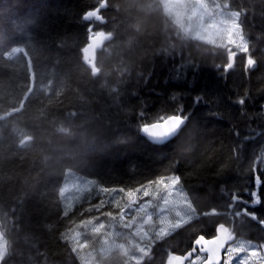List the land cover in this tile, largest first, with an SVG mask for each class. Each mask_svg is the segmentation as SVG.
I'll return each mask as SVG.
<instances>
[{
    "label": "trees",
    "instance_id": "1",
    "mask_svg": "<svg viewBox=\"0 0 264 264\" xmlns=\"http://www.w3.org/2000/svg\"><path fill=\"white\" fill-rule=\"evenodd\" d=\"M220 2L239 14L247 43L229 70L224 48L190 39L159 0H0V232L8 246L0 264H82L72 247L77 229L118 217L120 196L175 176L195 214L209 216L154 241L137 264L186 252L196 235L213 232L200 228L206 220L260 243L264 0ZM97 8L90 29L83 17ZM95 35L109 40L91 66L84 49ZM171 116L185 119L176 137L154 144L143 135ZM74 176L114 199L104 205L91 194L66 210L64 186ZM224 187L238 191L227 209L240 202L248 214L230 219L207 207Z\"/></svg>",
    "mask_w": 264,
    "mask_h": 264
},
{
    "label": "rangeland",
    "instance_id": "2",
    "mask_svg": "<svg viewBox=\"0 0 264 264\" xmlns=\"http://www.w3.org/2000/svg\"><path fill=\"white\" fill-rule=\"evenodd\" d=\"M159 1L164 12L189 35L190 39L222 47L228 55V48L247 54L246 39L239 32V14L229 10L224 4L221 5L220 0ZM247 64L253 66L250 58ZM261 164L264 168V152ZM250 170L245 172L247 181L249 177L251 178ZM248 185L246 183L240 185V189L243 190ZM262 186L264 187V184ZM70 192H73L71 196ZM221 192L232 195L238 191L227 193L224 187ZM64 193L67 196L64 200L66 210L91 194L99 197L98 202L103 204L104 202L108 204L114 199L113 194L104 193V189L93 180L76 176L64 186ZM118 200L122 203L118 217L104 216L103 219L92 220L72 234V247L82 264H103L104 262L107 264L117 255L125 257L122 264H137L149 254L154 241L163 239L179 226L198 217L176 176L137 191L127 192ZM208 206H219L222 209L228 207L227 204L219 202L208 204ZM101 207L99 206L98 210ZM249 217L254 219L252 215ZM206 222L213 224V221L206 220L199 225L200 228ZM245 224L249 226L248 223ZM188 239L189 236L182 245ZM194 240L195 238L192 241ZM263 246L264 243L237 238L227 247L226 260L223 264H264ZM6 252L8 255L6 240L0 233V261ZM197 262L199 264L198 260Z\"/></svg>",
    "mask_w": 264,
    "mask_h": 264
},
{
    "label": "water",
    "instance_id": "3",
    "mask_svg": "<svg viewBox=\"0 0 264 264\" xmlns=\"http://www.w3.org/2000/svg\"><path fill=\"white\" fill-rule=\"evenodd\" d=\"M105 4H103L104 7ZM87 17H96L97 19H101L99 15V10H95L87 14ZM109 40V37L104 35H98L90 38L89 44L86 46L84 55L86 61L91 60L90 64H93L96 52L101 50L104 44ZM232 64V58L230 60V65ZM170 118L179 119L180 123L176 125L175 128H172L170 131L163 132L159 128H153L156 125H163ZM185 124V119L178 116H172L167 118L165 121L160 123H155L152 125L145 126L143 128V135L152 143L163 144L173 139L178 135L180 130ZM149 129L150 131H145L144 129ZM152 131L161 133L159 135H153ZM217 235L213 239H205L202 236L196 238L193 244V249L190 252H187L185 255H179L172 257L167 264H185V262L191 258L192 254L196 253V248L199 249L201 253H205L207 255V259L203 264H221L223 260V252L225 251L227 245L234 241L233 237H229V230L224 225H220L216 231Z\"/></svg>",
    "mask_w": 264,
    "mask_h": 264
},
{
    "label": "flooded vegetation",
    "instance_id": "4",
    "mask_svg": "<svg viewBox=\"0 0 264 264\" xmlns=\"http://www.w3.org/2000/svg\"><path fill=\"white\" fill-rule=\"evenodd\" d=\"M263 184V183H262ZM228 200V199H227ZM227 200L226 199H224L223 198V195H222V192H221V190H220V192H219V194H218V196L216 197V202H219V203H224V202H227ZM239 204H241V205H245V204H242V203H240L239 202ZM241 205H235L236 207H240ZM246 206V205H245ZM242 211H244L245 213H249V211L245 208V207H243V209H242ZM235 212H238V211H233V212H231L230 213V215L233 217V214L235 213ZM244 224L245 223H247V222H244V221H242ZM249 224V223H248ZM205 226H206V228L203 230L204 232L205 231H213V232H210L209 234H207V235H204L205 236V238L206 239H211V238H213L214 236H215V233H216V227L215 226H212V224L211 223H209V222H206L205 223ZM249 233L250 234H252V230L254 229V227L251 225V224H249ZM199 236V235H198ZM261 236V237H260ZM259 240H260V242L261 243H264V233L263 234H259ZM178 245H179V247L180 246H182V241H181V239H179L178 241ZM192 245H193V243L191 242V247L188 249V250H191L192 249ZM227 250V249H226ZM169 253L171 252V251H168ZM227 255V254H226ZM226 255L224 254V260L223 261H225L226 260ZM201 259V264L205 261V259H206V255L205 254H202V253H197V254H195L194 256H193V258L191 259V260H193V259ZM194 259V260H195ZM190 260V261H191ZM190 261H188V262H190ZM188 262H187V264H188ZM224 263V262H223Z\"/></svg>",
    "mask_w": 264,
    "mask_h": 264
},
{
    "label": "bare ground",
    "instance_id": "5",
    "mask_svg": "<svg viewBox=\"0 0 264 264\" xmlns=\"http://www.w3.org/2000/svg\"><path fill=\"white\" fill-rule=\"evenodd\" d=\"M96 10H99L100 11V8H97ZM90 19H91V17H87V15H84V17H83V20L85 21V22H88V23H90L89 25H93L92 27H89L90 29H92L93 27H94V23L93 22H90ZM170 38V37H169ZM195 40V39H194ZM196 41V40H195ZM198 41V40H197ZM200 44V43H199ZM202 44H203V42H202ZM211 46V45H210ZM229 65H230V63L228 62V63H226V65H225V67L229 70V69H231L232 67H233V65H234V62L231 64V66L229 67ZM184 127V126H183ZM182 127V128H183ZM57 133H60V132H57ZM59 136V137H58ZM53 137H57V138H59L61 141H63L64 139V136L62 135V134H54V135H52V137L51 138H53ZM138 138V137H137ZM71 141V140H70ZM222 195H223V198L224 199H228V195H226V194H223L222 193ZM223 204H228L227 202H224ZM228 208V207H227ZM221 209V210H223V211H225L223 214H225L228 218H232V216L230 215V213L231 212H233V211H239V210H242L243 209V207L242 206H240V207H236V206H233V207H231L230 209ZM236 208L238 209V210H236ZM205 225V224H204ZM197 238V235L195 236V239ZM183 243V242H182ZM7 244V243H6ZM7 250H8V246H7ZM6 255H7V252H6V254H5V256L4 257H6ZM3 257V258H4Z\"/></svg>",
    "mask_w": 264,
    "mask_h": 264
},
{
    "label": "snow or ice",
    "instance_id": "6",
    "mask_svg": "<svg viewBox=\"0 0 264 264\" xmlns=\"http://www.w3.org/2000/svg\"><path fill=\"white\" fill-rule=\"evenodd\" d=\"M180 123L179 119L177 118H170L168 121L165 122V124L163 125H156V126H153V128H159L161 129L163 132H167V131H170L172 128H175L176 125H178ZM145 131H150L149 129H144ZM152 134L153 135H159L161 133H158V132H155V131H152Z\"/></svg>",
    "mask_w": 264,
    "mask_h": 264
}]
</instances>
